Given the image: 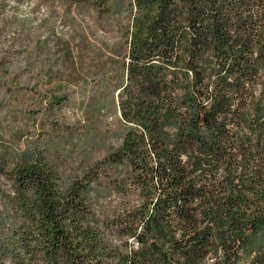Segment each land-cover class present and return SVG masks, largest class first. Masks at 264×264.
<instances>
[{
	"label": "trees",
	"instance_id": "16d2710c",
	"mask_svg": "<svg viewBox=\"0 0 264 264\" xmlns=\"http://www.w3.org/2000/svg\"><path fill=\"white\" fill-rule=\"evenodd\" d=\"M66 1L126 20L104 78L120 144L71 170L86 125L18 128L0 148V264H264V0ZM33 97L11 122L63 102Z\"/></svg>",
	"mask_w": 264,
	"mask_h": 264
},
{
	"label": "rangeland",
	"instance_id": "374dc122",
	"mask_svg": "<svg viewBox=\"0 0 264 264\" xmlns=\"http://www.w3.org/2000/svg\"><path fill=\"white\" fill-rule=\"evenodd\" d=\"M120 22L126 23L125 18L101 20L92 8L71 6L66 0H0L1 149L3 143L12 145L18 128L35 139L41 125L46 129V120L70 127L86 125L90 144L83 142L79 148L77 138H69L66 158L71 170L103 158L120 144L122 127L114 92L104 82L122 64ZM15 75L25 83V89H14L18 102L7 91ZM48 96L63 102L53 112L44 111L45 104L31 109L39 115L38 124L22 117L11 122L14 109L23 108L32 97L37 102ZM22 142L27 144L26 137Z\"/></svg>",
	"mask_w": 264,
	"mask_h": 264
},
{
	"label": "water",
	"instance_id": "95a60500",
	"mask_svg": "<svg viewBox=\"0 0 264 264\" xmlns=\"http://www.w3.org/2000/svg\"><path fill=\"white\" fill-rule=\"evenodd\" d=\"M119 94V92L117 93V95Z\"/></svg>",
	"mask_w": 264,
	"mask_h": 264
}]
</instances>
